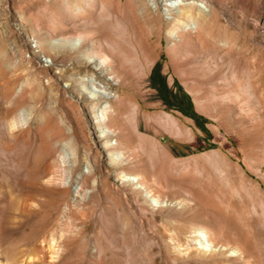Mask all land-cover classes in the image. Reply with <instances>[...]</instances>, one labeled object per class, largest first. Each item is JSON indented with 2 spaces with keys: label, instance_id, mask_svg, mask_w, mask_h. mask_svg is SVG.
Listing matches in <instances>:
<instances>
[{
  "label": "rangeland",
  "instance_id": "1",
  "mask_svg": "<svg viewBox=\"0 0 264 264\" xmlns=\"http://www.w3.org/2000/svg\"><path fill=\"white\" fill-rule=\"evenodd\" d=\"M198 1L225 18L245 19L264 52V0ZM55 2L0 0V264H264V147L256 154L253 137L255 125L264 126V59L256 86L236 95L225 84L229 61L171 59L163 38L133 88L140 104L135 126L174 159V180L151 159L154 172L134 161L117 167L100 137L99 103L83 95L78 70L85 66L61 58L67 47L52 53L45 44L62 42L54 28L63 12ZM157 69L189 93L209 132L164 103L152 84ZM219 69L215 80L204 76ZM103 74L98 80L116 95L129 90ZM156 115L175 119L191 136L177 137ZM120 170L155 182L164 203L152 205L132 178L119 182ZM220 208L234 214L233 224L215 215ZM200 230L226 248L196 247Z\"/></svg>",
  "mask_w": 264,
  "mask_h": 264
},
{
  "label": "bare ground",
  "instance_id": "2",
  "mask_svg": "<svg viewBox=\"0 0 264 264\" xmlns=\"http://www.w3.org/2000/svg\"><path fill=\"white\" fill-rule=\"evenodd\" d=\"M154 1L155 6L150 0H60L54 4H58L57 8L62 10L63 16L61 25L55 27L54 24V29L61 34L62 42L56 45L47 41L45 44L52 53L58 51L57 46L67 47L69 53L64 52L61 58L75 59L78 66H85L78 70L79 80L83 83V95L99 103L100 113L96 118L110 162L123 167L134 161L150 170L151 159L156 170L166 172L168 179L174 180V159L165 150L156 148L153 141L139 133L135 126L140 104L133 88L146 72L163 38L166 39L171 59L229 61L232 64V77L226 78L225 84L236 95L241 94L242 86H256V76L264 52L255 42V30L250 28L245 19L238 18L234 13L225 18L218 8L198 0ZM164 3L168 7L162 13ZM89 41L91 46L87 47ZM104 70L120 82L126 81L129 90L116 95L109 82L98 80L104 75ZM220 73V69L216 72L210 70L204 76L215 80ZM103 98L106 100L99 102ZM153 118L172 128L174 135L179 138L187 139L191 136V130L179 128L177 121L171 117L156 115ZM254 128L255 152L260 155L264 147V126L258 122ZM241 133H246V130L241 129ZM111 136H116V141H111ZM122 142H126L129 148L123 149ZM138 144L142 149L135 150ZM130 178L152 198V205L159 201L164 203L155 182L139 175H128L124 170L117 172V179L121 183H126ZM244 182L246 185L247 180L244 179ZM249 189L260 193L256 186ZM221 208L215 215L229 225L234 214L228 215ZM129 231V228L125 230L126 241L129 239ZM198 233L199 237L192 240L196 247L206 252L226 248L213 241L208 231L200 230ZM175 246L179 250L184 249L178 243ZM231 253L242 254L236 248L231 249ZM118 262L121 264V261Z\"/></svg>",
  "mask_w": 264,
  "mask_h": 264
},
{
  "label": "flooded vegetation",
  "instance_id": "3",
  "mask_svg": "<svg viewBox=\"0 0 264 264\" xmlns=\"http://www.w3.org/2000/svg\"><path fill=\"white\" fill-rule=\"evenodd\" d=\"M152 81L166 105L180 110L184 115L200 123V119L195 116L192 99L183 88L175 81L170 82L161 69L154 72Z\"/></svg>",
  "mask_w": 264,
  "mask_h": 264
},
{
  "label": "trees",
  "instance_id": "4",
  "mask_svg": "<svg viewBox=\"0 0 264 264\" xmlns=\"http://www.w3.org/2000/svg\"><path fill=\"white\" fill-rule=\"evenodd\" d=\"M152 79V78H151ZM152 84H153V86H155L154 85V83H153V81H152ZM188 95H189V93H188ZM190 96V95H189ZM191 97V96H190ZM195 116L196 117H198V114L195 112ZM199 118V117H198ZM200 125H201V123H199ZM201 127H202V129L203 130H207V132H209V129L205 126V123H203V125H201Z\"/></svg>",
  "mask_w": 264,
  "mask_h": 264
}]
</instances>
